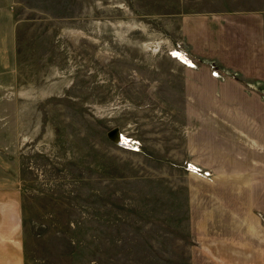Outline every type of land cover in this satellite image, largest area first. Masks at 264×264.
<instances>
[{
  "label": "rangeland",
  "instance_id": "374dc122",
  "mask_svg": "<svg viewBox=\"0 0 264 264\" xmlns=\"http://www.w3.org/2000/svg\"><path fill=\"white\" fill-rule=\"evenodd\" d=\"M247 11L0 0V205L21 210L0 264H264V86L228 59L264 35Z\"/></svg>",
  "mask_w": 264,
  "mask_h": 264
},
{
  "label": "crops",
  "instance_id": "0c3cea01",
  "mask_svg": "<svg viewBox=\"0 0 264 264\" xmlns=\"http://www.w3.org/2000/svg\"><path fill=\"white\" fill-rule=\"evenodd\" d=\"M243 15L245 18H247L248 26L259 31L260 35L261 32L264 34V13L247 11ZM249 38L250 36L248 35L247 41L249 44L252 42L253 48L251 50H247V48L245 50V47L242 48V65H238V52L235 55L232 53L228 59L229 62H234L236 68L240 67L243 74L248 77L250 81L259 79L261 82H263L264 86V35L259 36L258 39L254 38L252 41H250ZM2 191H5L8 197L6 198L5 202L0 205V221H5L7 223L6 226L1 223V227L7 229L10 233V230L14 232L20 227V203L15 193V188H8Z\"/></svg>",
  "mask_w": 264,
  "mask_h": 264
},
{
  "label": "water",
  "instance_id": "95a60500",
  "mask_svg": "<svg viewBox=\"0 0 264 264\" xmlns=\"http://www.w3.org/2000/svg\"><path fill=\"white\" fill-rule=\"evenodd\" d=\"M108 137L115 142H119L121 139V135L117 129H112L107 133Z\"/></svg>",
  "mask_w": 264,
  "mask_h": 264
}]
</instances>
